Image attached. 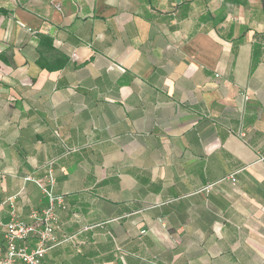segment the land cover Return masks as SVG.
Listing matches in <instances>:
<instances>
[{
	"label": "crops",
	"instance_id": "obj_1",
	"mask_svg": "<svg viewBox=\"0 0 264 264\" xmlns=\"http://www.w3.org/2000/svg\"><path fill=\"white\" fill-rule=\"evenodd\" d=\"M0 9V220L51 167L44 264H264V0Z\"/></svg>",
	"mask_w": 264,
	"mask_h": 264
},
{
	"label": "built area",
	"instance_id": "obj_2",
	"mask_svg": "<svg viewBox=\"0 0 264 264\" xmlns=\"http://www.w3.org/2000/svg\"><path fill=\"white\" fill-rule=\"evenodd\" d=\"M34 183L47 198V206L40 211L32 210L30 219L25 221L18 216L14 198L7 199L10 219L7 222L0 220L3 233L0 264H44L42 258L46 250L58 241L56 209H64L65 204L62 196L53 192L55 178L52 168L48 169L43 180H34ZM30 236L35 238L33 249L27 250L25 245L17 243L19 240L25 242Z\"/></svg>",
	"mask_w": 264,
	"mask_h": 264
},
{
	"label": "trees",
	"instance_id": "obj_3",
	"mask_svg": "<svg viewBox=\"0 0 264 264\" xmlns=\"http://www.w3.org/2000/svg\"><path fill=\"white\" fill-rule=\"evenodd\" d=\"M0 11H2V10L0 9Z\"/></svg>",
	"mask_w": 264,
	"mask_h": 264
}]
</instances>
